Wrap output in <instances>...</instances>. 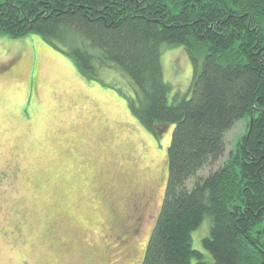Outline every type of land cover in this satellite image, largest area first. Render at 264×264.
<instances>
[{
  "label": "trees",
  "instance_id": "1",
  "mask_svg": "<svg viewBox=\"0 0 264 264\" xmlns=\"http://www.w3.org/2000/svg\"><path fill=\"white\" fill-rule=\"evenodd\" d=\"M0 32L42 37L84 80L117 87L147 131L172 130L141 264H264V0H0ZM173 46L192 64L188 95L166 77Z\"/></svg>",
  "mask_w": 264,
  "mask_h": 264
},
{
  "label": "rangeland",
  "instance_id": "2",
  "mask_svg": "<svg viewBox=\"0 0 264 264\" xmlns=\"http://www.w3.org/2000/svg\"><path fill=\"white\" fill-rule=\"evenodd\" d=\"M163 66L188 95L187 52L168 47ZM0 70V264H141L164 201L172 130L154 136L117 87L87 82L36 34L0 32ZM249 121L228 132V148Z\"/></svg>",
  "mask_w": 264,
  "mask_h": 264
},
{
  "label": "flooded vegetation",
  "instance_id": "3",
  "mask_svg": "<svg viewBox=\"0 0 264 264\" xmlns=\"http://www.w3.org/2000/svg\"><path fill=\"white\" fill-rule=\"evenodd\" d=\"M140 189H142L141 187H140ZM125 225H126V227H127V229L129 228L128 226H127V223H126V221H125V223H124ZM129 230V229H128ZM133 232V231H132ZM125 233V232H124ZM127 233H128V231H127Z\"/></svg>",
  "mask_w": 264,
  "mask_h": 264
}]
</instances>
